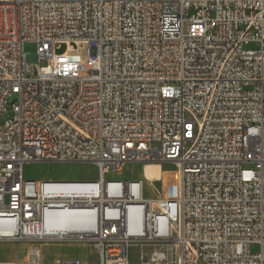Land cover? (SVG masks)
Masks as SVG:
<instances>
[{
    "label": "built area",
    "instance_id": "obj_1",
    "mask_svg": "<svg viewBox=\"0 0 264 264\" xmlns=\"http://www.w3.org/2000/svg\"><path fill=\"white\" fill-rule=\"evenodd\" d=\"M67 161L97 178L25 176ZM130 163L162 166L157 198L108 178ZM55 210L98 264H161L145 246L171 239L177 264H264V0H0V240H54Z\"/></svg>",
    "mask_w": 264,
    "mask_h": 264
},
{
    "label": "rangeland",
    "instance_id": "obj_2",
    "mask_svg": "<svg viewBox=\"0 0 264 264\" xmlns=\"http://www.w3.org/2000/svg\"><path fill=\"white\" fill-rule=\"evenodd\" d=\"M66 50L62 45L59 52ZM87 61V49L79 48L73 51ZM167 169H172L167 167ZM162 166L158 163H130L124 167L121 174L108 176L109 179L135 180L143 179L145 182V197L157 198L161 188ZM25 176L28 179L38 180H94L98 176L97 166L91 161L67 162H33L26 165ZM39 250L42 264H54L59 257H79L84 264H98V258L92 246L88 243L78 242L75 239L51 240L48 242L33 243L30 241L0 240V261H24L28 258L30 249ZM166 252L161 264H177L178 247L173 239L155 242L145 246V255L152 250ZM138 249L131 250V263L138 264Z\"/></svg>",
    "mask_w": 264,
    "mask_h": 264
},
{
    "label": "bare ground",
    "instance_id": "obj_3",
    "mask_svg": "<svg viewBox=\"0 0 264 264\" xmlns=\"http://www.w3.org/2000/svg\"><path fill=\"white\" fill-rule=\"evenodd\" d=\"M114 22H117V14H114V11H105L101 13V23H104L106 26H114ZM82 220V214L55 210L49 212L45 222V227L53 236L54 240L60 241L67 235L77 233L82 230H90L92 228V224H83ZM11 232V230L4 229V226L0 224L1 235H10ZM36 251L40 253L39 250L36 249Z\"/></svg>",
    "mask_w": 264,
    "mask_h": 264
},
{
    "label": "crops",
    "instance_id": "obj_4",
    "mask_svg": "<svg viewBox=\"0 0 264 264\" xmlns=\"http://www.w3.org/2000/svg\"><path fill=\"white\" fill-rule=\"evenodd\" d=\"M30 164V163H29Z\"/></svg>",
    "mask_w": 264,
    "mask_h": 264
}]
</instances>
